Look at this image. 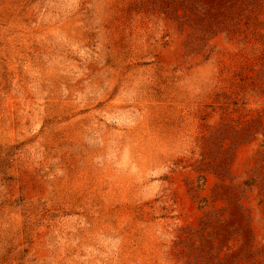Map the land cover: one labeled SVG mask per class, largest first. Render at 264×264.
<instances>
[{
	"label": "rangeland",
	"instance_id": "obj_1",
	"mask_svg": "<svg viewBox=\"0 0 264 264\" xmlns=\"http://www.w3.org/2000/svg\"><path fill=\"white\" fill-rule=\"evenodd\" d=\"M0 264H264V0H0Z\"/></svg>",
	"mask_w": 264,
	"mask_h": 264
}]
</instances>
